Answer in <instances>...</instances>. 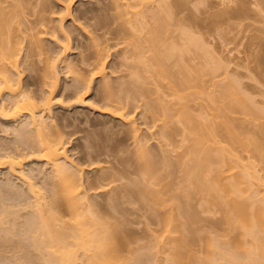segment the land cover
Masks as SVG:
<instances>
[{
	"label": "bare ground",
	"instance_id": "obj_1",
	"mask_svg": "<svg viewBox=\"0 0 264 264\" xmlns=\"http://www.w3.org/2000/svg\"><path fill=\"white\" fill-rule=\"evenodd\" d=\"M64 1L66 11L71 13L70 9L76 0ZM152 1L154 0H112L116 8L118 25L111 28V33L115 38L118 36L120 38L121 35V39L118 38L120 42L128 43L123 51L124 55L127 53L124 58L130 62L131 72L128 73L131 77L127 75L130 77L127 78L129 79L127 85L131 83V88H134L133 90L129 88L133 94L127 89L130 87L128 86L126 89L129 92H126L131 95L119 96L115 90V83L109 79L106 72L107 62L103 48L94 37V49L82 56L80 63L68 59L71 37L63 25L65 14L60 16V31L64 36L62 48L55 55L42 57L45 50L40 34L44 30L48 31L45 10L48 9L49 0L35 2L38 6V15L34 19L27 18L24 10V6H28L31 1L11 0L6 3L7 0H0V94L8 93L7 98L2 96L0 113L4 119L21 122L22 128L15 129L17 131L15 134L20 136L23 134V139L17 135L21 140L19 139L15 150L0 151V167H9V173L16 174L27 185L30 196L29 200L22 203L25 204L22 207L27 205L29 207L25 208L31 207L32 210L30 211L32 220L30 216L31 221L27 226L30 228L26 229L28 237L32 246L39 250L38 253H43L41 258L46 264H159L165 257L168 264H264V174L260 173L258 166L259 160L264 161V143L254 134L247 133L236 116L237 112L253 114L254 110L256 112L259 110L263 114L264 111L262 112L261 106L254 103V99L252 105L253 97L248 96V93L245 95L246 91L243 86H239L240 82L233 86L223 84L218 91L210 89L205 92L204 75H214L223 65L220 58L215 55L217 63L199 68L185 60L182 57L183 50L180 51L178 45L174 43L177 48L170 43L165 53L157 50L155 46L163 38L158 29H153L150 43L147 41L152 51L145 54L143 50L145 45L140 42V37L136 38L135 33L126 29L124 25L132 22L133 26L141 31L147 25L146 13H149L147 12L149 10L155 12L157 19H162L159 16H162L164 11L162 7L165 6L159 4L162 5L160 7L158 3L149 5L154 4ZM25 38L26 56L31 61L32 68H36L39 60L44 61L42 67L38 65L37 71H40L50 88L48 93L42 94L39 98L22 83L23 71L19 60ZM188 39L196 48L209 53L212 51L202 38L189 35ZM165 55L169 57L176 55V70H173L166 61ZM59 62L63 63L67 72L73 73L76 80L75 90L81 100H84L82 96L90 89L92 81L102 75L103 94L108 102L103 106V110L130 124L135 144L133 150L137 166L135 170L140 173V178L137 176L136 179L133 177H131L133 180L128 179L135 183L134 186L131 183L127 186L125 183L126 189H120L118 191L120 193L112 195L114 181L121 176L119 173L124 177L123 173L128 169L118 173V169L108 168L106 169L108 171H105L106 166L99 161L95 166L102 169L103 173L99 172L97 176L87 178L86 185L84 169L67 152L66 141L62 139L57 129L58 123L52 114V92L58 83ZM139 77L142 83L138 80ZM163 79L168 80L169 87L176 95L175 102L167 99L165 94L159 93ZM150 80L156 81L153 86L149 85V88L147 83ZM143 82L150 94L152 91L157 95L151 96L147 89L144 90ZM201 93H205L208 111L194 113L189 100L193 94L197 97ZM129 96H132L133 100L138 97L143 100L146 98L145 110L152 117L154 124L161 126V133L172 144L176 140L175 132L179 131L182 138L178 146H184V150L176 153L177 155L172 152L171 155V150L176 149V145L173 144L170 149L167 147L164 149L161 157H157L150 148L145 133H142V127L126 108L125 102ZM259 112L258 117L261 115ZM47 114L50 115V119ZM260 124L261 129L264 123ZM20 143L22 147H19ZM243 151H247V154L244 155ZM26 156L42 159L51 164V172L49 171V174L44 172L48 174L49 189L45 187L46 185L38 184L34 175L25 170ZM177 172L182 173L178 176H181V183L184 181L183 186L174 180ZM97 182H100L99 185ZM91 189H96V193L106 191L108 203L122 195L126 199L123 197L124 201L121 200V203L139 202L143 208L145 206L150 211L148 214L156 219L160 227L153 229L152 239L155 244L146 245H154L153 249L157 253L163 249L166 256L164 255L162 260L159 258L158 261L154 259L157 253L151 246L143 244L146 247H141L143 245L139 244L140 249L137 246L134 248L133 240L131 241V236L127 235V228L125 229V224L128 225L130 222L129 215L126 213L129 219L125 215L128 207L127 209L120 207L122 213L119 212L117 215L118 213H115L119 211V201L114 200L113 203L110 202L114 210L102 208L106 213L102 212L98 208L102 200L99 203L97 198L94 199L89 191ZM109 191L112 192L111 195H108ZM198 192L207 203L206 205L202 200V204H205L203 208L207 211L205 212L212 213L211 216L209 214V218L216 213H219V216H216L217 218L213 216L212 221L209 219L211 227L206 228L201 224L204 228L197 230L195 224L197 222L200 225L197 220L202 215L198 214L197 218L196 213L191 211L194 209L199 213L197 206H192L190 200L193 198L192 194ZM182 194L185 196L191 194V198L182 199ZM115 202L117 209L114 206ZM111 204H108L109 207ZM190 206L194 208L191 210L188 208L189 212L186 208ZM8 208L5 206L0 213L2 212L3 216L11 214L12 211L9 208L10 212ZM15 210L13 212L17 213L18 210ZM8 216L5 221L4 217L0 218V221L2 219V223L6 222L10 219ZM204 218L206 219L207 215ZM10 220H7L6 225L3 223L6 228L2 224L5 234H13L15 231L16 225ZM11 223L15 225L14 228ZM204 229H207L206 232ZM196 231L201 235L203 231L205 235L199 236ZM195 234L200 238V245H204V251L203 249L199 251L193 246L197 240L193 242ZM147 247L151 248L152 252ZM149 252L150 254L154 252L150 259Z\"/></svg>",
	"mask_w": 264,
	"mask_h": 264
},
{
	"label": "rangeland",
	"instance_id": "obj_2",
	"mask_svg": "<svg viewBox=\"0 0 264 264\" xmlns=\"http://www.w3.org/2000/svg\"><path fill=\"white\" fill-rule=\"evenodd\" d=\"M9 1L11 0H7L6 3H9ZM26 1H31L29 4L26 3L28 6H24L26 16L29 19H34L38 15V6L35 5L37 0ZM62 1L63 2H60V0H49L48 9L45 10V13L48 17V31L44 30V32L40 34L42 36V42L44 43L45 50L42 54V57L44 58L46 55H55L56 52L62 48L64 36L60 31V16L65 14L63 25L71 37V51L68 53V59L74 63H80L81 57L91 53V51L94 49V37L95 40L99 42V45H101L103 48V53L106 56L107 62L106 72L108 73L109 79L115 83L116 87H114L117 94L119 96H127L128 94L131 95L130 93L127 94L126 92L130 89H134L133 87L131 88V83L130 85H127V82L129 83V79L127 80V78L131 77L129 75L130 73H128L130 71V62H127L128 59L126 60L124 58L127 53L124 55L123 52L125 51V47L128 46V43L120 42L119 39H121V35L120 38L119 36L115 38L111 33V28L118 25L116 20V8L115 5H113L112 0H76L70 9L71 13L66 11L65 1ZM261 2V0H154L152 1L154 4L149 5L153 6L158 3V5L162 4L165 6L163 8L162 5H159L162 7V10H164L163 12L161 10L162 16L158 15L160 12L157 13L159 18L162 17V19H157V16H155L156 14H154L155 12L152 13L149 10L147 11L149 13H146L147 25L141 31L135 28L132 22H127L124 27L135 33L136 38H138V36L140 37V42L145 45L143 49L145 54H149L150 50L152 51V49L148 46V42L151 39L150 37L152 35L153 29H158L159 32L162 33L163 38L157 42V46H155L157 50H162L165 53V50H167L168 46L174 43L178 45L180 51L183 50L182 57L189 63L199 68L205 65L210 66L217 63L214 55L217 58H220L223 65L219 67L215 74L204 75L205 92L210 89L218 91L219 87H221L223 84L226 85L228 83V85L230 84V86H233L235 83L238 82L237 84H239L240 82L239 86H243L246 91L245 95L248 93V96L250 95L253 97L251 102L252 105L255 101L254 103L259 105V107L261 106V111L263 112L264 2H262L263 4ZM201 5L204 6L201 7ZM188 32L192 34H189ZM187 34L190 36L194 35L195 38L198 37L205 40L212 49V53L200 48H196V45L190 43L191 41H189V35ZM23 45L24 48L19 60L20 68L23 71L22 83L24 86L26 85L28 87L29 91L34 93L37 98H39L42 94L48 93L50 88L47 81H45V79L40 74V71H37L38 65L39 67H42L44 61L39 60L36 68H32L30 65L31 61L26 56L27 38L24 39ZM37 57L38 56H35V58ZM165 58L166 61L172 66V69L176 70V55L170 57L165 55ZM63 67L65 68L63 63L59 62L58 83L55 87V90L52 92V114L58 123L57 129L60 131L62 139L66 141L65 143L69 155L72 156L78 165L83 167L85 179H91L97 176L96 174H99V172L103 173L102 169H97L95 166L98 161L102 162V164L107 167H105V171H108L106 170L108 168L110 170L118 169V173L124 172L126 169H128L125 171V173H123L124 177H122V173H119L121 176H118L122 178L118 177L119 179L117 178L114 181L113 187L115 188L111 190L114 192V194H112V192L110 193V191L108 192V195H115L118 191H120V189H126L124 185L127 184V186H129L132 180L136 179L135 177L138 176L140 178V173L138 174V171H136L137 166L135 165V155L133 153L135 144L132 132L130 130V124L121 118L103 110V106L108 104V102L107 99H105V94H103L104 85L102 75L96 77V79L92 81L90 89L82 96L84 100H81L79 99V95L75 90L76 80L73 73L67 72V68L64 69ZM125 75L130 77H125ZM140 79L141 77H139L138 80ZM236 79L239 81H236ZM155 81L150 80V82L147 83V86H153ZM140 83H142V81ZM125 84L127 86H125ZM134 84L135 83L133 82V85ZM144 86V90L147 89L148 91L146 84ZM132 90H130V92ZM150 90H152V88ZM150 92L151 94L148 91L151 96L157 95L155 92ZM159 93L165 94L167 99H171L174 102L176 101V95H174L172 89L169 87L167 79L161 80ZM2 96L7 98L8 93L5 92L3 95L0 94V104L2 102ZM141 96L144 97L143 95H140V97ZM140 97L136 98V100H133L132 96H129L128 101L124 102L126 104V108L133 114L138 125L142 127V133H145V137L148 139V144L150 148L157 154V157H161L164 149H170L173 144L176 145V149H172L173 151L171 150V155L172 152L176 154L179 151L184 150V146H178V143L181 142L182 138L180 132H175L176 140H174L173 144L170 143V140H168V138L161 133V126L155 125L150 114L146 112V105L144 104L146 98L143 100L140 99ZM207 102L208 101L205 99V93H201L197 97L196 94H193L189 100V104H191V108L194 113H199L201 111H205V113H207ZM176 105L178 104L176 103ZM254 112L253 114H255V117L253 114H251L252 112L248 114L237 112L236 116L238 117V120H240V124L247 133L254 134L261 142L264 143V131H262V128L264 130V124L260 129V125H262L260 123H264V113H260L259 110H257V112L254 110ZM258 112L261 114L260 117H258ZM46 116L48 119H50L49 114ZM17 128H22L21 122L12 119H4L0 113L1 152L15 150V147H17L20 140L23 139V134L21 136L19 134H15L17 132ZM54 128L56 129V127ZM17 135L20 136L21 139L17 137ZM19 147H22L21 143ZM242 153L246 155L247 151H243ZM174 156L175 155H173V157ZM24 161L25 170L28 173L34 175L38 184H42L44 186L46 185L45 187L49 189V179L47 175L49 174V171L51 172L52 170L51 164L46 163L45 160L28 156L25 157ZM258 162L260 173L264 174V161L259 160ZM123 169L125 170L121 171ZM181 174L178 172L177 174L175 173V176L177 175V177H175L174 180L182 185L184 181L181 183V176H178ZM128 176L130 177L128 178ZM131 177H133V179ZM130 178L132 180L128 181ZM177 182L175 184H177ZM87 183L88 179L86 185ZM99 183L97 182L98 185ZM131 184L132 186L135 185V183ZM0 186V210L2 211L5 206L6 208L9 207L12 213H9L10 210L8 208L9 211L6 213V215L9 213V216H7L11 220H7L12 221V223H15L16 225L14 228L15 225L13 226L11 223L12 228L15 229L16 233H14L15 231L13 230V234H5L2 226L4 225L3 223L6 225L8 222L6 220L7 223H2L1 221L3 217L5 221L7 216H3L2 212V214L0 213L1 216H3H0V218H2L0 221V227L2 228H0V264H46V262H44L41 258L43 253H38L39 250L32 246L33 244L31 243L26 230L30 228L27 226L29 221L32 220L30 213V211H32L30 209L31 207L25 208L29 207L27 205L25 207L23 206L24 208L22 207V205H25L22 203L29 200L30 196L29 192L27 191V185L23 183L19 176L9 173V167L3 166L0 167ZM48 189L46 191H48ZM89 191L94 196V199L97 198L99 200V203L102 200V203H100L98 208L101 210L102 208L103 210H111L113 208V205L110 203L112 201L110 200L109 203L108 200L106 201V191H101L99 193H96V189H91ZM194 195L192 194L191 197L195 199L194 200L192 198L195 204L194 202L192 203V200H190V204H192V206L194 205V207L197 206L199 213L197 210L195 211L192 209L194 207L191 206L187 207L186 210L192 209L191 211L196 213V217L202 215V217L199 216V219L197 220L200 225H198L197 222L195 224L197 230L198 228H207V226L211 227V222L209 219L211 220L213 216L217 218L216 216H219V213H216L217 215L214 214L211 218H209L210 213L208 212L207 214V211L204 209V205H207V203L205 200H203V195L201 193L199 194V192L195 196ZM182 196V199L186 200L188 197H190L187 195L186 197L184 194H182ZM119 197H117L116 200L114 199L116 202L119 201V211L114 213H118L117 215H119V212L120 214L122 213L121 209L123 207L126 209L128 207L125 215L127 213V215L130 217V226L129 223L128 225L125 224V229L127 228L126 233L128 236H131V241L133 240L132 243L133 246L135 245L134 248L138 247L140 249V245H146L148 243L155 244V241L153 242L152 239L154 237V230L160 227L158 226L159 224L156 222V219H153V216L148 214L150 211L147 210L145 206L143 208L139 202L125 201L121 203L120 201L124 196L120 195ZM125 199L126 198L124 197V200ZM202 200L203 202L205 201V204H202ZM116 202L114 203V206H116ZM106 203L107 205L111 204V207H109V205L107 206ZM101 204H104V207L101 206ZM120 207L122 208L120 209ZM15 209L18 210V214L13 212ZM115 209H117V206ZM103 210L102 212L106 211ZM206 215L208 219L204 218ZM211 215L212 213L210 216ZM30 216L31 220H29ZM127 219H129L128 216ZM11 225H9V227H11ZM4 228H6V226ZM152 230L153 234L151 233ZM206 230L204 232H206ZM29 231L31 230L29 229ZM203 231H201V233L202 235H205L203 234ZM196 234L199 235L200 233L198 232ZM196 234L193 242L195 239L197 240H195V244L193 246L199 251L202 249L204 251V245L203 243V246L200 245V238L196 237ZM145 245L141 247L148 246ZM150 246L152 249L154 248V245L152 246L151 244L148 247ZM151 248H148L149 251L151 250L150 252H152ZM144 249L146 248H143V250ZM154 249L153 251H155ZM161 251H163V253H161ZM161 251H159L160 253L158 252L159 254L155 251L158 256L156 254L154 259H158L159 261L162 257L166 256L164 250L161 249ZM150 252L148 254V257L150 255L149 259L151 258V254H154V252L151 254ZM199 253L203 254L204 252L201 251ZM162 259V261H159L160 263L158 262L159 264H168L166 257Z\"/></svg>",
	"mask_w": 264,
	"mask_h": 264
},
{
	"label": "snow or ice",
	"instance_id": "obj_3",
	"mask_svg": "<svg viewBox=\"0 0 264 264\" xmlns=\"http://www.w3.org/2000/svg\"><path fill=\"white\" fill-rule=\"evenodd\" d=\"M204 5H201V7H203Z\"/></svg>",
	"mask_w": 264,
	"mask_h": 264
}]
</instances>
